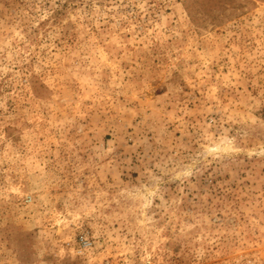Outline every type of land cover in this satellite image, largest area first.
I'll list each match as a JSON object with an SVG mask.
<instances>
[{
  "label": "rangeland",
  "instance_id": "374dc122",
  "mask_svg": "<svg viewBox=\"0 0 264 264\" xmlns=\"http://www.w3.org/2000/svg\"><path fill=\"white\" fill-rule=\"evenodd\" d=\"M0 264H264V0H0Z\"/></svg>",
  "mask_w": 264,
  "mask_h": 264
},
{
  "label": "built area",
  "instance_id": "2783aa9c",
  "mask_svg": "<svg viewBox=\"0 0 264 264\" xmlns=\"http://www.w3.org/2000/svg\"><path fill=\"white\" fill-rule=\"evenodd\" d=\"M82 244H83V246L87 247L88 244H89V241L86 240V239H83V240H82Z\"/></svg>",
  "mask_w": 264,
  "mask_h": 264
}]
</instances>
